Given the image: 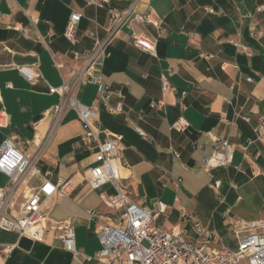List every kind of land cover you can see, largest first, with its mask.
I'll use <instances>...</instances> for the list:
<instances>
[{
  "label": "crops",
  "instance_id": "crops-1",
  "mask_svg": "<svg viewBox=\"0 0 264 264\" xmlns=\"http://www.w3.org/2000/svg\"><path fill=\"white\" fill-rule=\"evenodd\" d=\"M133 3L140 13L152 10L158 24L129 21L120 27L101 67L111 96L103 100L96 84L83 83L76 98L85 105L98 103L101 126L123 136L120 154L128 167L119 172L129 197L154 211L157 203L166 205L155 216L156 227L183 229L195 241L197 220L216 235V244L234 247L223 212L264 219V138L255 133L264 115V13L257 10L264 0H109L102 7L85 0H0V145L14 137L34 166L18 185L13 208L45 179L71 180L70 195L47 199L44 213L72 223L80 253L100 250L98 231L121 214L102 194L116 189L111 183L90 186L94 150L81 140L84 127L76 110L68 109L44 139L51 121L47 113L61 101L50 87L70 80L84 54L108 36L109 8ZM73 11L82 15L75 44L64 34ZM141 35L156 42L155 54L134 44ZM35 63L39 77L29 81L18 67ZM162 75L170 81L168 91ZM119 101L122 111L111 113L108 107ZM178 122L187 124L183 131L174 127ZM217 139L233 145V159L209 172L204 162ZM11 185L0 172V188ZM88 209L100 211L101 219L90 220ZM21 238L0 230V249L12 247L8 255L0 253V264H80L51 228L45 241H33L30 249L20 247Z\"/></svg>",
  "mask_w": 264,
  "mask_h": 264
},
{
  "label": "built area",
  "instance_id": "built-area-1",
  "mask_svg": "<svg viewBox=\"0 0 264 264\" xmlns=\"http://www.w3.org/2000/svg\"><path fill=\"white\" fill-rule=\"evenodd\" d=\"M90 5L104 6L109 0H85ZM258 12L264 13V4L258 7ZM111 24L108 36L97 39L95 46L84 54V63L70 80H64L59 87H50L51 93H58L61 101L48 113L51 116L49 130L44 139L51 137L60 124L62 116L68 109L77 111L83 123L84 133L81 140L93 145L95 164L88 169V181L93 189H99L106 183H111L116 189L114 194L103 193V201L111 208L121 209L115 224L104 223L98 231L101 243L100 250L95 255L82 254L76 247V231L69 220H50L44 213V202L53 197L64 198L70 195L74 188L71 180H62L58 184L45 179L21 206L14 210V195L18 185L23 182L26 173L34 169L32 160L16 145L14 137H6L0 145V172L6 174L11 182V188H0V230L15 232L19 237L32 241H45L46 231L51 228L59 238L64 248L79 260L80 264H239L247 260L249 264H264V219L249 221L243 218L230 217L223 212V219L232 226V234L236 246L216 244V235L202 227L197 220L194 221L193 230L197 234L195 241L185 237V231L180 229L173 233L164 228L156 227L154 219L157 214L164 213L166 205L157 203L154 209L132 200L126 192L127 186L123 182L119 169L128 167L122 160L123 136L104 129L99 120L100 106L94 102L85 105L76 98L79 85L94 83L97 85L100 98L109 99L112 90L105 82L102 74V64L107 57V47L116 37L118 30L127 22L138 21L158 24L154 12L148 10L140 13L135 4L125 9L110 7ZM82 15L73 11L65 29L68 40L77 43V27ZM134 44L152 54L156 51V42L146 36H136ZM19 71L29 80L39 77L38 64L23 65ZM162 87L170 90L169 79L162 75ZM252 81V78H248ZM2 100L0 90V101ZM161 101L158 105L163 106ZM113 114L123 109L119 101L115 107H108ZM187 124L180 122L174 127L183 131ZM141 135L145 133L138 129ZM257 139L264 138V115L262 121L255 128ZM104 134V138H102ZM233 145L227 140L217 139L213 154L205 159L204 168L212 171L227 166L233 159ZM176 156L177 151H173ZM219 186L220 181H215ZM90 220L101 219V213L95 209L87 210ZM12 247L4 246L0 253L8 255Z\"/></svg>",
  "mask_w": 264,
  "mask_h": 264
},
{
  "label": "water",
  "instance_id": "water-1",
  "mask_svg": "<svg viewBox=\"0 0 264 264\" xmlns=\"http://www.w3.org/2000/svg\"><path fill=\"white\" fill-rule=\"evenodd\" d=\"M32 244H33V241L25 237H22L19 243L20 247L24 249H30Z\"/></svg>",
  "mask_w": 264,
  "mask_h": 264
}]
</instances>
